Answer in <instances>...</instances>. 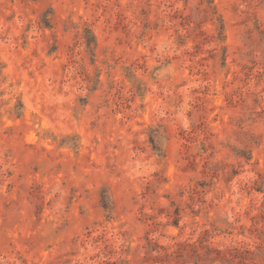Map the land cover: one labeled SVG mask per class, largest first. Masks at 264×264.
<instances>
[{"label": "rangeland", "instance_id": "obj_1", "mask_svg": "<svg viewBox=\"0 0 264 264\" xmlns=\"http://www.w3.org/2000/svg\"><path fill=\"white\" fill-rule=\"evenodd\" d=\"M0 264H264V0H0Z\"/></svg>", "mask_w": 264, "mask_h": 264}, {"label": "trees", "instance_id": "obj_2", "mask_svg": "<svg viewBox=\"0 0 264 264\" xmlns=\"http://www.w3.org/2000/svg\"><path fill=\"white\" fill-rule=\"evenodd\" d=\"M104 207H105L106 209L109 208V203H108V201H104ZM206 232L209 233V231H206Z\"/></svg>", "mask_w": 264, "mask_h": 264}]
</instances>
